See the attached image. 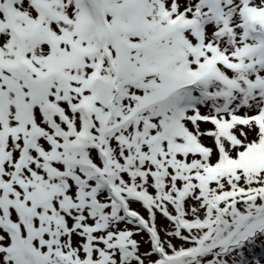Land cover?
<instances>
[{"label":"snow or ice","instance_id":"6c2138e0","mask_svg":"<svg viewBox=\"0 0 264 264\" xmlns=\"http://www.w3.org/2000/svg\"><path fill=\"white\" fill-rule=\"evenodd\" d=\"M0 264H264V0H0Z\"/></svg>","mask_w":264,"mask_h":264}]
</instances>
